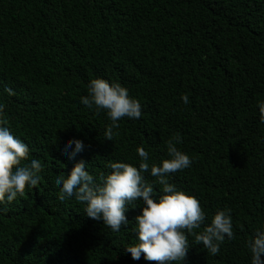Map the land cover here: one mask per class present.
<instances>
[{
    "label": "trees",
    "instance_id": "1",
    "mask_svg": "<svg viewBox=\"0 0 264 264\" xmlns=\"http://www.w3.org/2000/svg\"><path fill=\"white\" fill-rule=\"evenodd\" d=\"M97 77L143 105L112 140L106 111L80 102ZM262 100L264 0H0V103L29 144L24 163L44 164L40 182L0 212V264H159L127 251L142 198L113 232L74 197L61 201L54 178L80 160L97 178L110 162L138 164V146L160 163L174 133L194 160L171 182L199 198L206 223L231 208L235 233L216 255L189 235L182 264H251L247 241L264 227ZM70 138L85 150L71 156Z\"/></svg>",
    "mask_w": 264,
    "mask_h": 264
},
{
    "label": "clouds",
    "instance_id": "2",
    "mask_svg": "<svg viewBox=\"0 0 264 264\" xmlns=\"http://www.w3.org/2000/svg\"><path fill=\"white\" fill-rule=\"evenodd\" d=\"M4 91L15 95L9 86ZM181 98L185 104L190 102L188 94H182ZM80 102L97 112L106 111L111 124L104 136L110 140L122 118L139 119L143 114L141 101L130 95L125 85L104 77L91 79L88 94L82 96ZM258 108L264 123V100L259 102ZM182 143V135L174 133L166 141L167 158L160 163L150 161L149 151L138 146V164L120 160L110 162V171L101 173L98 178L88 170V163L80 160L69 173L55 176V183L61 186L59 199L74 197L84 204L89 218L103 221L113 232H119L122 226L129 225L126 215L129 206H135L142 198V211L134 218L136 242L127 246L134 260L143 255L144 259L159 264H182L191 246L189 235L195 236L198 243L216 255L226 237L233 239L235 236L232 210L218 208L206 223L207 214L199 198L171 182L173 173L193 164L194 157L178 146ZM67 149H72L70 155L75 156L85 150V143L82 139L70 138L65 141ZM29 156V144L11 130L6 106L0 103V212L6 213L7 205L23 196L26 187L32 188L40 182L44 164L39 159L24 163ZM146 173L155 179L149 181ZM155 185L159 186L158 193ZM202 226L203 231L197 233L195 230ZM247 247L251 252V264H264V227L256 229Z\"/></svg>",
    "mask_w": 264,
    "mask_h": 264
}]
</instances>
